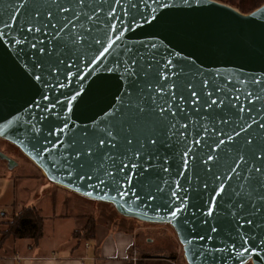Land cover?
I'll use <instances>...</instances> for the list:
<instances>
[{
	"label": "water",
	"instance_id": "95a60500",
	"mask_svg": "<svg viewBox=\"0 0 264 264\" xmlns=\"http://www.w3.org/2000/svg\"><path fill=\"white\" fill-rule=\"evenodd\" d=\"M20 2L0 0V137L52 182L169 223L187 264H264V2Z\"/></svg>",
	"mask_w": 264,
	"mask_h": 264
},
{
	"label": "crops",
	"instance_id": "0c3cea01",
	"mask_svg": "<svg viewBox=\"0 0 264 264\" xmlns=\"http://www.w3.org/2000/svg\"><path fill=\"white\" fill-rule=\"evenodd\" d=\"M6 144L0 141V179L8 178L10 160L15 156L13 151L6 149ZM21 156V162L26 163L27 157ZM2 167L6 171H3ZM25 172L18 175L19 187L12 182L13 191L8 186L6 196L0 199V224L9 219L12 212L24 206L35 205L44 218L43 236L37 243L28 238L10 237L2 240L0 230V264H172L179 249L166 227L149 225L151 230L145 231L144 226L128 219L127 216H118L113 212L105 216L100 213V201L80 194L71 195L73 205H70L63 215L59 213L58 217L49 219L51 224L49 223V229L45 230L42 207L32 202L27 191V188L32 190L33 180L29 179ZM36 175L38 178H45L43 173ZM16 188L21 192L16 193ZM101 203L109 204L102 201ZM101 209L104 210L105 207ZM63 218H67V221ZM63 222L68 223L66 230H63L64 235L56 241L58 245L47 248L45 244L49 246L55 243V240L51 239L54 235L60 236L57 230ZM65 235H70V238L64 240ZM92 256L96 258L91 259ZM132 256H135V260H130Z\"/></svg>",
	"mask_w": 264,
	"mask_h": 264
},
{
	"label": "rangeland",
	"instance_id": "374dc122",
	"mask_svg": "<svg viewBox=\"0 0 264 264\" xmlns=\"http://www.w3.org/2000/svg\"><path fill=\"white\" fill-rule=\"evenodd\" d=\"M0 141L1 143H7L6 144V149L10 150L11 152L13 151L15 156L14 159L10 160V165L11 167H8V170L10 171L8 178H2L0 179V199L5 197L7 193L6 189L7 187H11L12 186V182L16 185V187H19V173H24L27 174L28 178L33 180V187L32 190H30L29 188H27L28 194L31 195V200L34 204H37L38 206L40 205L42 207V211L44 212L45 215V230H48L49 227L47 226L49 223L51 224V218L53 217H58V214L61 213L62 215L64 214L65 210H67L70 205H73L74 201L73 198L71 197V195H74L76 192L69 190L61 185H58L54 182H52L50 179H48L45 174L43 173V171L25 154L21 151V149L19 147H17L14 143L10 142L7 139L1 138L0 137ZM5 141V142H4ZM15 149V150H14ZM21 155H24L25 157H27V162L26 163H22L20 160V157L23 158ZM25 159V158H24ZM5 163V162H3ZM32 163V164H31ZM30 165L31 168H30ZM1 169V168H0ZM2 170L6 171V169L4 167H2ZM38 171V172H37ZM37 173H43V175L45 176V178H38L36 175ZM58 188V189H57ZM64 189L65 191H62V189ZM12 190V187H11ZM13 191V190H12ZM18 191V188H16V193ZM68 191V192H67ZM21 192L20 189L18 191V193ZM67 192V193H65ZM78 194V193H76ZM79 195V194H78ZM97 201V200H95ZM99 202V201H98ZM105 203V202H104ZM99 206V210H101L100 213L104 214L105 216H108L109 214H111V212L116 213V215H120V213H118L115 208L109 203V204H103L101 203V201L98 203ZM105 207L104 210H102L101 208ZM2 211V207H1V203H0V213ZM11 216V215H10ZM128 217V216H127ZM64 221H67V218H63ZM128 219H131L133 221H136L138 223H140L142 226L145 227V231L146 230H151L149 229V225H161L166 227V229L168 230V232L170 233V235L172 236L173 241L175 242L178 250V253H176L174 255V260L172 262V264H187L184 256H183V252H182V246L179 243L176 234L174 232V229L172 228V226L169 223H158V222H148V221H142L133 217H129ZM68 222H63L61 225H59L58 228V233H60V236H56L52 237L51 239L55 240L54 244L51 245H46L47 248H49L50 246H56V244L58 245V243L56 242L57 239L61 238L64 233L63 230H66L67 224ZM3 229V225L0 224V230ZM67 234V233H66ZM70 238V235H65V237L63 238L64 240ZM132 260V259H130ZM133 263V262H132ZM244 264H252L251 261H246Z\"/></svg>",
	"mask_w": 264,
	"mask_h": 264
},
{
	"label": "trees",
	"instance_id": "16d2710c",
	"mask_svg": "<svg viewBox=\"0 0 264 264\" xmlns=\"http://www.w3.org/2000/svg\"><path fill=\"white\" fill-rule=\"evenodd\" d=\"M227 3L243 13H247L264 2V0H218ZM1 239L28 238L33 243L39 242L43 236L44 218L35 205L24 206L12 212L9 219L1 222ZM91 232V230L89 231Z\"/></svg>",
	"mask_w": 264,
	"mask_h": 264
},
{
	"label": "snow or ice",
	"instance_id": "6c2138e0",
	"mask_svg": "<svg viewBox=\"0 0 264 264\" xmlns=\"http://www.w3.org/2000/svg\"><path fill=\"white\" fill-rule=\"evenodd\" d=\"M113 2H114V3H121L122 0H113ZM77 3L83 4V3H84V0H77ZM22 7H23V3H21L20 0H17L16 11L18 12V11L20 10V8H22ZM59 10H60L61 12H67V11H69L70 9H68V8H66V7H64V6H60V9H59ZM74 15H75V13H74ZM109 15L112 16L113 18H115V10H114V9H111V10L109 11ZM48 16H49V18H51V17H52V13L49 12V13H48ZM88 18H89V19H94V18H96V16H95V10H93V13H90V14H89V17H88ZM10 19H15V17H11ZM0 23H4V22H3L2 20H0ZM70 23H74V22L71 21L70 18H69V19H66L65 22H64V25L61 26L60 29H58V32L63 31V28H64L65 26L69 25ZM5 26H7V25H5ZM53 27H55V25H53ZM114 27H115L114 25L109 24V31H111ZM28 30H29V31H39L38 28H34V27H29ZM122 30H123V29L121 28V29H119L118 31H122ZM116 39H119V36H118V35L116 36ZM97 43H100V41L97 40ZM112 47H113L112 44H109L107 47H104V48H103V51L100 52L99 55H100V56H104L106 53L109 52V50H110ZM93 59H96V57H93ZM132 64H135V61H133ZM192 96H193V97H197L196 92L193 91V92H192ZM197 99H198V98H197ZM237 99H239V98L237 97ZM193 102L195 103L196 100H194ZM211 103H212V104H216L217 101H216V100H212ZM220 103H223V101H220ZM243 110H244V109L241 108V111H243ZM241 130H243V128H242ZM237 134H239V133H237ZM109 135H110V133H109ZM99 143H100V144H104L105 141H104V140H100ZM219 143H220V144H224L225 141H224V140H220ZM211 159H212V156H209V157H208V160H211ZM248 251H251V250L249 249Z\"/></svg>",
	"mask_w": 264,
	"mask_h": 264
},
{
	"label": "built area",
	"instance_id": "2783aa9c",
	"mask_svg": "<svg viewBox=\"0 0 264 264\" xmlns=\"http://www.w3.org/2000/svg\"><path fill=\"white\" fill-rule=\"evenodd\" d=\"M17 258H19V257H17ZM95 258H96L95 256H92V257H91V259H95ZM131 259H132V260H135V256H132ZM88 264H92V263H88Z\"/></svg>",
	"mask_w": 264,
	"mask_h": 264
}]
</instances>
